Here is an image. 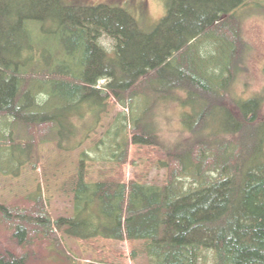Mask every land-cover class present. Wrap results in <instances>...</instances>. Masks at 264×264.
Masks as SVG:
<instances>
[{"label": "trees", "instance_id": "obj_1", "mask_svg": "<svg viewBox=\"0 0 264 264\" xmlns=\"http://www.w3.org/2000/svg\"><path fill=\"white\" fill-rule=\"evenodd\" d=\"M248 1L168 0L147 33L122 7L0 0V159L13 162L16 150L25 156L14 171L0 172L19 173L45 144L60 149L57 101L75 108L90 100L108 114L110 100L128 110L141 100L145 109L113 160L122 168L131 145L150 147L167 172L165 185L120 175L88 183L82 162L73 186L77 209L98 207L110 224L98 232L108 240L146 242L152 264H199L203 250L214 253L215 264H264V94L238 100L230 93L248 55L239 13ZM169 100L192 110L183 118L191 136L185 143L166 142L152 120L154 104ZM32 200L29 207L0 203V225L20 247L51 239L68 255L60 234L95 238L81 232L77 218L54 220L42 193ZM27 262V255L0 253V264Z\"/></svg>", "mask_w": 264, "mask_h": 264}, {"label": "rangeland", "instance_id": "obj_2", "mask_svg": "<svg viewBox=\"0 0 264 264\" xmlns=\"http://www.w3.org/2000/svg\"><path fill=\"white\" fill-rule=\"evenodd\" d=\"M65 1L69 4H104L129 9L138 18L141 27L150 33L166 15L168 0ZM239 13L242 16L243 36L249 48L244 51L248 55L240 64L237 82L230 93L238 100H249L264 94V0H249L247 7ZM44 42L48 44L46 40ZM49 44L54 48L59 47L60 42L59 39H49ZM102 44L112 51L111 40L104 39ZM43 60L45 58L40 59L41 64ZM105 84V81L100 82L98 89H103ZM142 103L139 100L133 110H128L110 100L108 114H102L96 103L90 100L75 108L68 104L63 106L60 101H57L58 106H52L63 109L59 113V116H64L63 124L55 132L60 149L56 144H45L37 150L33 149L29 163L21 167L19 173L0 172V203L29 207L33 204L32 197L42 193L54 220L77 218L83 223L81 232L96 236L82 241L60 234L62 248L69 253L65 255L56 250L51 239H40L35 245L22 248L13 238V233L0 225V253L27 255V264H152L146 242L106 239L98 232L99 225L110 226L106 225V217L98 207L85 209L81 205L77 209L73 195V186L79 178L82 162L88 183L120 175L127 182L136 179L146 185H165L167 172L160 168L157 161L160 156L154 154L150 147L131 145L128 163L122 168L117 169L113 160V154L121 152L118 151L119 145L130 138L133 118L145 109ZM154 106L152 120L158 124L161 137L168 143H185L190 133L183 118L187 112H192L191 108L173 100L160 101ZM84 154L88 157L85 158ZM24 157L18 150L9 156L13 162L22 161ZM1 162L0 159L3 170H15L13 162ZM100 216L103 217L101 220L98 219ZM201 257L199 264L216 263L211 251H201Z\"/></svg>", "mask_w": 264, "mask_h": 264}]
</instances>
